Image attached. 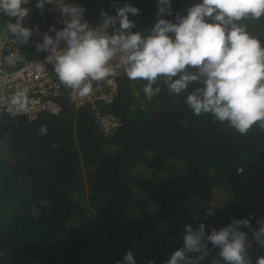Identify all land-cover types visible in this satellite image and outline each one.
Here are the masks:
<instances>
[{
	"label": "trees",
	"instance_id": "trees-1",
	"mask_svg": "<svg viewBox=\"0 0 264 264\" xmlns=\"http://www.w3.org/2000/svg\"><path fill=\"white\" fill-rule=\"evenodd\" d=\"M127 2L140 10L129 15L132 31L146 34L156 19L155 0ZM198 2L172 0L173 16ZM75 3L87 21L100 22L101 10L115 15L124 0ZM45 21L57 28L51 17ZM239 23L264 46V16ZM145 83L121 76L111 104L95 101L100 112L120 120L109 135L98 131L88 104L76 108L67 98L60 99L58 115L41 113L32 121L0 107V264H115L128 250L137 264H164L182 247L185 224L195 229L205 222L207 233L249 216L250 228L240 230L251 239L250 229L264 220V128L254 124L240 135L209 114L193 115L185 94L170 93L162 77L151 99ZM214 191L228 197L206 216ZM88 216L93 221L81 228ZM208 247L201 264L217 258L218 248ZM248 255L255 264L264 248L253 242Z\"/></svg>",
	"mask_w": 264,
	"mask_h": 264
},
{
	"label": "clouds",
	"instance_id": "clouds-1",
	"mask_svg": "<svg viewBox=\"0 0 264 264\" xmlns=\"http://www.w3.org/2000/svg\"><path fill=\"white\" fill-rule=\"evenodd\" d=\"M28 2L0 0L3 23L20 44L41 35L23 26L29 9L22 5ZM155 3L156 19L145 34L132 31L136 24L129 15L136 16L140 10L127 0L115 8V15L101 10L96 26L85 19L82 5L35 0L37 9L56 5L63 25L59 29L50 25L35 49L49 53L44 60L53 64L57 79L81 97L91 93L93 81L113 76L122 68L128 79L146 81L142 90L147 99L160 92V87L153 84L162 77L170 93L185 94L193 115L209 114L213 122H226L240 135H246L254 124L264 128V46L245 24L239 23L249 16H264V0H199L185 14L177 12L174 16L172 0ZM53 51L57 53L54 56L50 54ZM118 53V62L113 63ZM190 84L198 86L189 91ZM28 100L26 90L14 93L9 114L23 111ZM39 132L45 135L47 127L41 125ZM214 208L208 207L205 215H215ZM250 220V216L231 218L230 223L219 229L210 227L207 233L205 222L195 229L185 224L182 247L174 250L164 264H201L209 256V243L219 250L210 264H252L248 249L253 242L264 248V220H257L259 227L250 229L249 239L240 228H250ZM115 264L137 262L128 250ZM146 264L155 262L148 259ZM255 264H264V256H258Z\"/></svg>",
	"mask_w": 264,
	"mask_h": 264
},
{
	"label": "built area",
	"instance_id": "built-area-1",
	"mask_svg": "<svg viewBox=\"0 0 264 264\" xmlns=\"http://www.w3.org/2000/svg\"><path fill=\"white\" fill-rule=\"evenodd\" d=\"M65 4H76L75 0H63ZM35 0L22 7L29 9L28 15L23 20V26L33 29L34 35L25 44H20L16 38L8 31L3 23L2 13H0V107L7 112L11 96L21 89L28 93V105L23 111H18L14 115L25 116L29 121L34 120L41 113L58 115L62 106L60 99L67 98L74 106L80 107L89 105L92 111L93 122L99 132L109 135L113 130L121 126L117 116L100 112L95 101L101 100L104 105H109L113 101L116 89V80L121 76H126L123 69H117L115 75L100 81L92 82V91L86 97L79 96L76 91L64 86L53 72V64L46 63L44 58L49 53L38 52L39 58H34L36 53L35 45L41 41V36L48 31L45 18L51 17L57 24V29L63 27L59 21L62 19L56 5H45L43 9L34 6ZM86 19V18H85ZM15 22V18H11ZM90 26H96L100 22L88 21ZM52 35V33H49ZM63 44H61V48ZM51 55L57 53L53 51ZM119 53L114 58L113 63L118 62ZM105 89H108L105 91ZM9 113V112H8Z\"/></svg>",
	"mask_w": 264,
	"mask_h": 264
},
{
	"label": "rangeland",
	"instance_id": "rangeland-1",
	"mask_svg": "<svg viewBox=\"0 0 264 264\" xmlns=\"http://www.w3.org/2000/svg\"><path fill=\"white\" fill-rule=\"evenodd\" d=\"M100 2V0H90V3H91V5H93L94 4V6H96L98 3ZM3 145V147H4V144H2ZM140 172H138V174H140V175H147V173L144 171V169L143 168H140V170H139ZM136 171H132V174L133 173H135ZM80 173H81V176L83 177V171L81 170L80 171ZM80 173H79V175H80ZM227 195L225 194V192H223V191H214V194H213V196H212V199H213V201H214V203H213V205L215 206V208H222V205H224V203H226V199H227ZM40 206L42 207V208H44V209H47V207H48V202L47 201H43V202H41L40 203ZM145 210L146 211H151L152 210V207H149L148 205H146V207H145ZM40 211H36L35 212V216L39 213ZM87 216V215H86ZM93 221V219L90 217V216H88L87 217V219H86V221H85V223L83 224V225H81L82 227L81 228H87L88 226H89V223L90 222H92ZM77 224V222H70V226H75L77 229L79 228V226L78 225H76Z\"/></svg>",
	"mask_w": 264,
	"mask_h": 264
}]
</instances>
